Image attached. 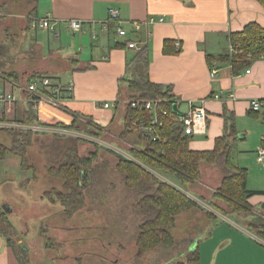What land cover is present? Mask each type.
<instances>
[{
    "label": "crops",
    "instance_id": "crops-1",
    "mask_svg": "<svg viewBox=\"0 0 264 264\" xmlns=\"http://www.w3.org/2000/svg\"><path fill=\"white\" fill-rule=\"evenodd\" d=\"M109 9L119 12L121 27L127 33L125 38L117 36L115 29L109 31L110 26L115 27L114 24L104 29L106 26L103 23L107 20ZM40 12H45L41 18L59 22L55 26V32L42 29L40 35L35 36L32 42L36 51L32 52V56L29 54L32 60L28 62L25 54L18 56L20 60L12 66L14 69L7 73L12 75L6 78L0 76V89L15 94V97L18 95L16 98L20 100L24 96L18 89L22 80L18 79H28L34 74L59 79L62 69L58 64L60 62L65 64L64 69L70 72L68 83L73 84L71 97L63 107L57 108L53 113H49L47 105L37 104L34 113L42 124L48 125L46 128H40L41 131L65 136L72 131L61 130L57 125H70L76 114L84 117L76 116L80 124L86 123V117L91 118L95 126L105 129L104 136H115V141L125 147L127 152L133 148L143 149L144 143L137 147L136 144L129 142L132 137L125 140L118 138L122 123L119 127L117 117L123 120V106L116 107L115 104L119 91L118 84L123 76L128 77L125 70L126 61L138 50L129 49L126 53V49H117L113 46L115 43L133 41L140 49L144 47L149 49L147 77L152 83L171 87L172 95L177 99L176 106L180 115L193 103H200L205 108L207 130L203 135L191 137L190 150L213 149L215 139L225 133L223 115L226 112V115L232 114L235 118L237 133L235 142L242 141L239 145L241 149H237V152L243 153L239 163L247 166L245 162L248 160L250 167L256 163L260 164L256 152L262 147L261 142L264 140V115L262 112L258 116L249 114L251 113L249 102L264 101V59L255 60L249 68L233 74L229 62L215 58L211 61V71H216L212 77L205 57L206 54L220 57L229 53V34L241 32L249 23H256L264 28V8L257 2L38 0L37 18ZM70 20L85 23L84 31L71 30L66 24ZM27 31L29 30L24 33H28ZM165 40H172L175 47L178 43L179 53L164 55L162 48ZM215 95L220 96V100L213 99ZM229 95L233 98H228ZM121 100L124 101V96ZM23 103L15 102L7 115L19 114ZM104 103H108L109 108H103ZM180 107H184V110H180ZM198 136L199 139H194ZM234 163L236 165L238 162ZM243 165L236 166L247 169ZM247 171V189L252 192H264V186L258 189L248 188L252 170ZM262 174L261 171L260 176L263 178ZM221 179L222 173L218 168L202 165L201 180L189 186V191L200 198L206 197L204 195L206 191L198 190L203 187L211 191L212 196ZM208 180L211 183H205ZM248 203L255 207V210L264 207V194H255L248 199ZM221 208L225 210L224 207ZM256 213L259 211L256 210ZM217 222L213 225L208 222L209 264H264L262 240L250 233L240 235L231 231L228 228L236 226L233 221ZM196 247L201 264L200 245ZM13 254L0 236V264H16Z\"/></svg>",
    "mask_w": 264,
    "mask_h": 264
},
{
    "label": "rangeland",
    "instance_id": "rangeland-1",
    "mask_svg": "<svg viewBox=\"0 0 264 264\" xmlns=\"http://www.w3.org/2000/svg\"><path fill=\"white\" fill-rule=\"evenodd\" d=\"M2 5L4 9L0 10V76L6 78L7 73L14 69L12 66L20 60L18 56L25 54L28 62L32 60L29 54L32 56V52L36 51L32 41L36 35H40L42 29H30L28 33H24L28 19H32L27 14L33 6L32 2L0 0V6ZM44 13L40 12L38 18L44 17ZM58 66L62 71L57 81L64 85L68 83L70 72L64 69L63 62ZM18 80H22V85L27 82L26 79ZM38 105H47L49 113L57 109L47 103L39 102ZM180 110H184V107H180ZM117 123L120 127V117H117ZM1 130L3 129H0V144L9 150L11 137ZM79 137L89 143L96 141L76 132H70L64 137L44 133L34 136L32 144L27 148L24 166L21 165L20 157L12 152H7L5 157L0 159V214L4 213L9 223L8 227H4L6 225L0 220V231L5 230L3 236H0L5 243L9 239L7 245L13 253L16 252L13 254L16 264H177L184 262L187 251H193L197 245H200L201 249V264H209L208 222L213 225L218 223V220L225 223L233 221L236 226L228 229L240 235L250 233L257 237V231L254 229L264 223V217L263 220H256V215L261 216L256 210L251 213L232 212L224 203L213 200L211 191L201 187L198 190L206 191V197L200 198L197 194L190 193L189 186L181 188L177 182L168 180L167 183L190 198L199 200L202 207L211 212L213 218H208L207 211L204 210L194 209L182 213L176 218L172 247H158L137 256L135 241L141 220L133 211L135 194L124 188L122 178L115 169V155L103 150L96 151L92 164L93 176L90 185L84 190V208L71 217L65 216L60 205L51 204L41 196L51 190L63 192L62 180L49 174V170L58 164L62 153ZM130 137L132 138L129 142L137 147L143 144L136 134ZM115 140V136L103 135L96 143L120 155L126 153L127 149ZM86 142L78 143L79 155L83 157L95 151L94 145ZM241 143L242 141L238 140L235 142L233 159L237 164L243 165L239 163L243 153L237 152V149H241ZM119 150H122V153ZM245 164L247 166H243L247 167V170H252L248 188L258 189L264 186V177L260 176L261 171L264 174V168L258 163L250 167L248 160ZM220 205L225 210H222ZM2 207H5L7 212H4Z\"/></svg>",
    "mask_w": 264,
    "mask_h": 264
},
{
    "label": "trees",
    "instance_id": "trees-1",
    "mask_svg": "<svg viewBox=\"0 0 264 264\" xmlns=\"http://www.w3.org/2000/svg\"><path fill=\"white\" fill-rule=\"evenodd\" d=\"M22 1L33 3L32 10L28 13V17H32V19L27 18L26 25V30H30L32 20L37 19L38 0ZM254 1L264 8V0ZM2 8L4 9V5L0 6V10ZM114 29L113 25L109 27V31ZM229 43L230 50L226 55L214 57L206 54L210 73L211 61L215 58L229 62L233 74L249 68L255 60L264 59V28L256 23L247 24L241 32L229 34ZM113 47L126 49V53L129 51L127 43H115ZM179 51L180 49L175 47L172 40L164 41L162 48L164 55L178 54ZM148 64L149 49L147 47L141 48L130 60L126 61L125 70L128 77L123 76L119 80L118 97L115 103L116 107L123 106L122 128L118 138L125 140L133 134H137L138 140L142 141L145 147L130 149L126 152L130 158H127L91 142L95 151L83 157L79 155L78 143L87 140L75 138L62 153L58 164L49 170V174L62 180L63 192L51 190L41 196L43 200L51 204L60 205L65 216L71 217L85 206L84 190L90 185L93 176L94 167L92 164L96 158V151L103 150L115 155V169L122 178L124 188L135 194L133 211L141 220L135 241L137 256H142L158 247H172L174 245L172 232L176 225V218L180 214L194 209L207 211L202 208L199 202L167 183L168 180L177 182L181 188H186L201 180L202 165L216 167L221 171L222 179L213 192L212 198L224 203L227 209L235 213H251L255 207L249 205L248 199L255 194H264V192H252L247 189L248 171L246 168L236 166L233 161V144L237 136L234 116L224 113L226 130L221 137L215 139L212 150H190L191 137L183 135L180 115L173 110V106L177 105V99L172 95L170 86L155 84L149 80L146 72ZM11 75L7 74V77ZM45 77L53 79L50 76L34 74L26 81ZM123 96L124 101L121 100ZM133 101L159 102L160 111L166 112V116H159V121L162 123L157 130L159 140L153 141L148 136L139 133L135 123L150 122L152 113L133 110L131 108ZM260 102L264 103V101ZM249 114L258 116L260 113L251 112ZM261 114L264 115V112ZM74 116L70 125L58 124L57 128L101 140L105 129L95 126L91 118L87 117L85 118L86 123L80 124L78 117L81 116L76 114ZM0 121L27 126H48L40 122L34 113L33 104L29 102H24L21 112L13 114L12 117L0 114ZM1 131H5L11 137L12 144L9 150L0 144V159H3L7 152H12L20 157L21 165L24 166L27 148L32 144L34 136L41 134L13 129ZM54 136L64 137L63 135ZM87 142L91 144L89 141ZM261 146L264 148V140L261 142ZM263 209V206L256 209L261 214V216L256 215V220H263ZM206 214L208 218H213L211 212L207 211ZM0 220L6 225H3L4 227L9 226L4 213L0 214ZM254 230L257 231V237L264 242V223L256 226ZM43 231L44 229L41 233ZM4 233L5 230L0 231L1 236ZM6 242L8 244L9 239ZM177 264H200L198 248L187 251L185 261Z\"/></svg>",
    "mask_w": 264,
    "mask_h": 264
},
{
    "label": "built area",
    "instance_id": "built-area-1",
    "mask_svg": "<svg viewBox=\"0 0 264 264\" xmlns=\"http://www.w3.org/2000/svg\"><path fill=\"white\" fill-rule=\"evenodd\" d=\"M162 22V19L159 20ZM58 21L49 19V18H37L33 19L30 25V28L36 30L37 28L47 30L50 32H55V26L58 24ZM67 26L73 31H84L86 26L85 23L78 20H70L66 22ZM106 27L109 25H115V32L117 36L125 38L127 33L121 27V20L119 12L115 9L108 10L107 20L103 23ZM127 47L129 49L140 50L136 43L133 41H127ZM176 48H179V44H176ZM249 71H247L248 73ZM216 71H211V76H215ZM26 84H19L18 89L23 93L24 99L26 102L33 104V109L35 110L39 102H46L47 104L59 108L60 105L63 106L67 102L72 94L73 84L69 82L62 85L57 80L50 78H36L31 79ZM232 99V96H228ZM213 99L220 100V96L215 95ZM18 99L13 93L6 92L3 89H0V114H8L9 109L13 107V104L17 102ZM108 103L103 104V108H109ZM131 108L133 110L139 111H148L152 113V120L150 122L139 121L135 123V126L138 128L139 133L148 136L149 139L155 141L159 140L157 135V130L161 127L162 123L159 121V116H166L165 111H160L159 102H144V101H133L131 103ZM249 110L251 112H264V103L258 100H252L249 102ZM180 123L182 125L183 135L187 137H192L195 135H203L207 130V112L205 108L200 103H193L187 109L186 112L182 113L179 117ZM48 126H27L16 123H8L0 121V129H13L20 130L24 132H34V133H47L41 131L40 128H46ZM62 130V129H61ZM52 134V133H51ZM82 135V134H81ZM85 136V135H84ZM86 137V136H85ZM97 141V139H96ZM95 141V142H96ZM93 142V141H92ZM120 152V151H119ZM122 153V151H121ZM257 161L264 167V148L259 147L257 149ZM123 156L130 158L127 154L122 153ZM121 154V155H122Z\"/></svg>",
    "mask_w": 264,
    "mask_h": 264
},
{
    "label": "water",
    "instance_id": "water-1",
    "mask_svg": "<svg viewBox=\"0 0 264 264\" xmlns=\"http://www.w3.org/2000/svg\"><path fill=\"white\" fill-rule=\"evenodd\" d=\"M173 110H174L176 113H178V115H180L179 111L177 110V106H176V105L173 106ZM2 209H3L4 212H7V209H6L5 207H2Z\"/></svg>",
    "mask_w": 264,
    "mask_h": 264
},
{
    "label": "bare ground",
    "instance_id": "bare-ground-1",
    "mask_svg": "<svg viewBox=\"0 0 264 264\" xmlns=\"http://www.w3.org/2000/svg\"><path fill=\"white\" fill-rule=\"evenodd\" d=\"M18 101H21V102H26L24 98H21L20 100ZM256 154V153H255Z\"/></svg>",
    "mask_w": 264,
    "mask_h": 264
}]
</instances>
